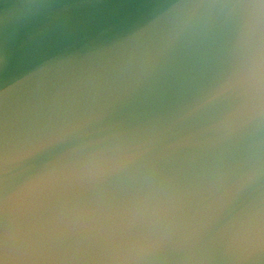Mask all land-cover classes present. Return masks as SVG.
<instances>
[{
    "label": "water",
    "instance_id": "water-1",
    "mask_svg": "<svg viewBox=\"0 0 264 264\" xmlns=\"http://www.w3.org/2000/svg\"><path fill=\"white\" fill-rule=\"evenodd\" d=\"M236 5L264 10V0H0V164L66 121L88 120L104 144L147 147L125 172L94 186L41 188L31 206L0 183V264H122L116 247L170 228L172 201L202 157L172 147L156 127L181 82L227 70ZM129 8V28L95 23ZM32 25L65 39L13 68L9 53ZM142 25L178 33L163 64L146 63L134 35ZM146 264L195 262L184 247L165 244Z\"/></svg>",
    "mask_w": 264,
    "mask_h": 264
},
{
    "label": "clouds",
    "instance_id": "clouds-1",
    "mask_svg": "<svg viewBox=\"0 0 264 264\" xmlns=\"http://www.w3.org/2000/svg\"><path fill=\"white\" fill-rule=\"evenodd\" d=\"M234 7L227 70L181 82L156 127L172 147L196 149L202 163L174 197L165 233L142 234L114 249L122 264H146L165 244L184 247L195 264H264V10ZM133 16L129 8L95 23L126 29ZM134 35L149 65L163 64L179 39L151 25L135 27ZM64 39L54 29L27 26L9 53L11 65L36 60ZM3 61L0 52V70ZM144 151L104 144L88 120L66 121L6 153L0 183L12 188L16 203L31 206L41 188L94 186L130 169Z\"/></svg>",
    "mask_w": 264,
    "mask_h": 264
}]
</instances>
